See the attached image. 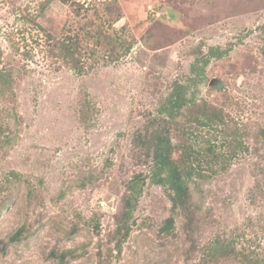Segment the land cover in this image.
<instances>
[{"label":"rangeland","instance_id":"1","mask_svg":"<svg viewBox=\"0 0 264 264\" xmlns=\"http://www.w3.org/2000/svg\"><path fill=\"white\" fill-rule=\"evenodd\" d=\"M44 1L0 0V67L23 71L15 96L0 94V264H57L52 252L69 249L66 264L264 257V0H51L39 14ZM46 32L78 33L87 71L51 53ZM210 46L228 54L191 91L226 121L207 128L186 111L171 125L175 144L204 151L194 229L147 178L118 248L127 182L150 171L152 119Z\"/></svg>","mask_w":264,"mask_h":264},{"label":"trees","instance_id":"2","mask_svg":"<svg viewBox=\"0 0 264 264\" xmlns=\"http://www.w3.org/2000/svg\"><path fill=\"white\" fill-rule=\"evenodd\" d=\"M61 1L68 2L69 0ZM50 2L51 0H46L42 3L39 14L47 8ZM99 33L102 34L103 32ZM46 34L51 53L70 61L78 73L87 71L85 63L81 60V39L78 33H66L62 37H56L50 32H46ZM129 50L130 47H127V51ZM228 51V48H222L221 46H210L207 53H202V51H200L201 55H197L195 61L191 65L193 77H190L188 81L185 82L179 79L174 80L169 94L161 102L158 108V115L152 119L153 124L159 125V127L147 132V136L152 142V149L149 151L152 157L150 171L147 175L143 173L134 174L126 185L127 191L123 199V210L117 216L116 220L117 233L121 234V238L117 242L118 248H121V243L131 232L133 210L143 191L147 178L155 184L165 186L170 191L172 213H184L189 222V231H193V223L196 220L190 182L193 180L194 176H201L203 174L199 156L203 154L204 151L203 149L194 148L192 144H175L171 133V125L178 116L185 114L186 111H188L187 115L189 116V121H193V123L200 126L216 128L220 124L225 123L226 115L223 109L206 100L199 102L195 97V90L191 91V88H195L198 81L206 78V68L211 60L213 58H223L228 54ZM1 63L2 59L0 57V65ZM22 77L23 71L19 69H14V67L12 68L8 65L0 67V94L13 98L15 96L14 85L17 84ZM180 146H182L183 149H181ZM178 150H181L183 154V157L180 159L175 157V152ZM207 151L211 152L213 157L216 158L220 155V153H216L215 149L212 147H209ZM174 221V215L168 217L162 230L170 231ZM22 238L23 229L21 227L14 234L9 236L8 243L19 241ZM74 252V250L70 249L61 252L53 251L52 255L56 258L57 264H66L69 256H76ZM239 263L264 264V257L260 259H251L248 258V256H244L239 259ZM221 264L230 263L224 262Z\"/></svg>","mask_w":264,"mask_h":264},{"label":"built area","instance_id":"3","mask_svg":"<svg viewBox=\"0 0 264 264\" xmlns=\"http://www.w3.org/2000/svg\"><path fill=\"white\" fill-rule=\"evenodd\" d=\"M100 203H101V204H102V206H103V205H105V203H106V202H105V201H101Z\"/></svg>","mask_w":264,"mask_h":264}]
</instances>
